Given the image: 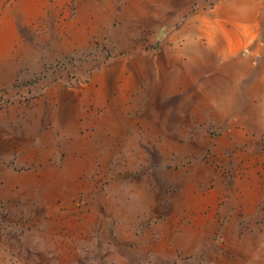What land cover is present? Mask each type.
Listing matches in <instances>:
<instances>
[{"label":"rangeland","instance_id":"rangeland-1","mask_svg":"<svg viewBox=\"0 0 264 264\" xmlns=\"http://www.w3.org/2000/svg\"><path fill=\"white\" fill-rule=\"evenodd\" d=\"M218 1L0 0V160L39 184L0 201V264H211L264 234L243 218L264 213V0L244 48Z\"/></svg>","mask_w":264,"mask_h":264},{"label":"crops","instance_id":"crops-1","mask_svg":"<svg viewBox=\"0 0 264 264\" xmlns=\"http://www.w3.org/2000/svg\"><path fill=\"white\" fill-rule=\"evenodd\" d=\"M131 1H150V0H131ZM138 5V4H137ZM136 5V6H137ZM149 2L147 3V7ZM228 6V10L233 14L238 16V20L221 18L220 20V30L219 33L223 36L221 37L224 41L225 34H234L238 38L240 47L244 48L252 44L259 32V5L256 0H219L215 6V10H218L220 6ZM144 6V5H143ZM146 6L142 8L139 13H135L130 10V23L133 22V18L138 16L141 18L143 23L146 22L144 16H150L151 10L145 9ZM3 161L0 160V201H5L7 203V209L9 207L15 206L12 202L20 200L22 197V192H27L28 190L33 192V190L39 191L38 180L31 181L26 185L23 184L22 175L19 172L14 171V182L6 181L5 172L2 168ZM257 203L244 212V220L247 223H258L264 219V213L262 210L257 209ZM37 212V211H36ZM35 212V213H36ZM39 214V213H38ZM235 218V217H234ZM246 239L250 241V246L243 249L244 254H241L236 259H229L226 254L218 257L215 251L211 253L208 251V257L211 264H264V234L263 231L258 233H250L246 235ZM32 248L36 251L39 247L32 245ZM37 248V249H36ZM43 254L48 253L50 250L48 248L40 249Z\"/></svg>","mask_w":264,"mask_h":264}]
</instances>
